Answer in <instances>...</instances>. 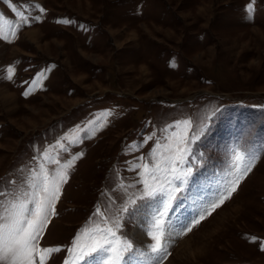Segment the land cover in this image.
<instances>
[{"label":"rangeland","instance_id":"1","mask_svg":"<svg viewBox=\"0 0 264 264\" xmlns=\"http://www.w3.org/2000/svg\"><path fill=\"white\" fill-rule=\"evenodd\" d=\"M184 120L193 174L160 264H264V0H0V203L32 199L41 168L67 175L45 264H82L70 249L96 226L148 251L157 205L122 209Z\"/></svg>","mask_w":264,"mask_h":264},{"label":"snow or ice","instance_id":"2","mask_svg":"<svg viewBox=\"0 0 264 264\" xmlns=\"http://www.w3.org/2000/svg\"><path fill=\"white\" fill-rule=\"evenodd\" d=\"M248 10L251 11V5H248ZM13 72L14 69L9 67V79ZM175 127H182L183 133L170 138V142L164 146L168 153L163 157V164L166 166H162L161 162H154L151 167L147 163L141 165L143 169L141 174L145 177L143 194L138 198L130 199L122 209L132 216L139 211L138 200L150 199L157 205L147 222V235L152 240L148 245V251L137 248L128 238L117 236L111 227L96 226L86 230L84 239L82 241L78 239L75 249H70L75 251L76 261L82 264H160L165 258L164 237L168 227V217L174 210V202L180 199L178 194L183 192L185 184L193 174L192 166L182 167L186 164L190 153L187 141L191 122L177 121ZM190 138L197 139L196 136ZM150 155L154 156L155 153ZM49 159L51 160V157ZM254 159L253 156L242 172L237 165L238 174L232 180L227 195L235 191L240 180L251 171L250 165ZM235 160L237 162L244 160L243 154L236 152ZM66 178L63 169L50 177L41 168L40 174L33 178L32 187H37V181L40 183L39 190L32 199L13 197V200L6 204L0 203V264H45L51 253L59 251L56 247H41L39 240L47 226L49 215L55 214L54 204L59 199L60 186L66 182ZM227 195L213 204L212 208L223 203ZM29 204L32 206L29 207ZM203 218L201 215L200 219ZM194 223H199V220ZM115 227L120 228V224L117 223ZM261 247L264 248V244ZM65 264L68 262L66 261Z\"/></svg>","mask_w":264,"mask_h":264},{"label":"bare ground","instance_id":"3","mask_svg":"<svg viewBox=\"0 0 264 264\" xmlns=\"http://www.w3.org/2000/svg\"><path fill=\"white\" fill-rule=\"evenodd\" d=\"M207 190H208V188H207ZM203 193H204V192H203ZM197 201H198V200H197ZM197 201H196V202H197ZM200 202H201V201H200ZM196 205L198 206V208H196L197 206L195 207V204H193V203L190 204V208H189L188 210H189V212L191 211V214L193 213L192 215H194V214L198 211V209H199V205H200V204H199V205L196 204ZM191 207H192V208H191ZM181 210H182V209H181ZM181 210L178 211V213H177V217H176V220H178V219H180V218H181V220L183 219L184 216L181 214V213H182ZM184 213H185V212H184ZM186 214H189V213L187 212ZM189 215H190V214H189ZM169 223H170V222H169ZM175 223H176V222H175ZM182 225H183V223H182ZM143 230H144V228H143ZM140 233H141V232H140ZM142 240H143V239H142Z\"/></svg>","mask_w":264,"mask_h":264}]
</instances>
